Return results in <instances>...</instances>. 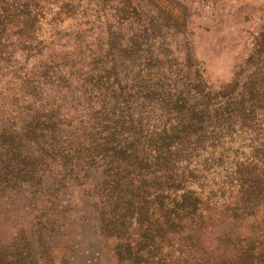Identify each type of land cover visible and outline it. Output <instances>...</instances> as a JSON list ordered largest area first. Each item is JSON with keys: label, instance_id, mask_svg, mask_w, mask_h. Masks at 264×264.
<instances>
[{"label": "trees", "instance_id": "trees-1", "mask_svg": "<svg viewBox=\"0 0 264 264\" xmlns=\"http://www.w3.org/2000/svg\"><path fill=\"white\" fill-rule=\"evenodd\" d=\"M31 1L4 14L27 58L0 57L22 84L0 90V264H53L71 185L123 262L264 264V59L249 80L214 88L190 61L150 45L114 54L110 40L113 55L87 69L66 75L77 64L66 54L28 71L44 51V6Z\"/></svg>", "mask_w": 264, "mask_h": 264}, {"label": "rangeland", "instance_id": "rangeland-1", "mask_svg": "<svg viewBox=\"0 0 264 264\" xmlns=\"http://www.w3.org/2000/svg\"><path fill=\"white\" fill-rule=\"evenodd\" d=\"M24 2L32 1L0 0V57H11L13 68L25 64L27 54L20 49L21 35L17 34L13 16L7 18L4 14ZM41 3L44 13L37 25L44 51L40 58H29L28 71L37 70L41 61L61 60L66 54L77 60L75 68L68 63L63 69L66 75L72 69H87L96 56L113 55L108 48L110 40L117 42L114 54L127 44H137L143 49L150 45L159 50L164 60L181 65L190 61L193 63L190 72L198 69L214 88L237 76L241 83L249 80L264 59V0H42ZM64 4H69L75 13L70 16L62 13L60 17L57 12ZM1 73L4 75L0 90L18 94L22 84L2 62ZM67 89L54 86L51 95L55 98L62 92L70 96ZM82 192L81 186L68 188L65 200L71 211L60 238L53 240L62 244V249L54 252L53 264H129L117 256L115 240L100 233L97 211L82 200ZM28 223L27 220L24 225Z\"/></svg>", "mask_w": 264, "mask_h": 264}]
</instances>
